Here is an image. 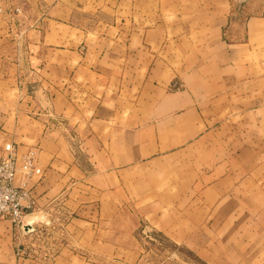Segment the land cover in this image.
<instances>
[{"label": "crops", "instance_id": "1", "mask_svg": "<svg viewBox=\"0 0 264 264\" xmlns=\"http://www.w3.org/2000/svg\"><path fill=\"white\" fill-rule=\"evenodd\" d=\"M122 1L99 31L44 19L39 106L0 79V157L32 150L34 204L74 215L53 264H138L141 222L204 264H264V10L240 29L237 0ZM14 238L0 219V264H33Z\"/></svg>", "mask_w": 264, "mask_h": 264}, {"label": "rangeland", "instance_id": "2", "mask_svg": "<svg viewBox=\"0 0 264 264\" xmlns=\"http://www.w3.org/2000/svg\"><path fill=\"white\" fill-rule=\"evenodd\" d=\"M104 2L107 7L102 6ZM251 2L253 7L248 2L245 5L242 0L235 3L232 21L241 26L240 29L248 16L260 15L264 10V0ZM124 5L122 0H0V79H15L18 96L26 103L31 99L35 106L36 82L39 81L37 71L42 60L35 45H38L40 32L44 30V19L53 18L83 31L94 32L102 27L97 20L128 16L129 10ZM36 106H39V101ZM32 112L34 115L42 113L40 110ZM73 217L64 196L44 205L34 204L23 218V228L14 226L15 255L29 259L33 264H53L60 248L67 242V225ZM135 232L142 247L138 264L205 263L189 248L175 244L143 222ZM105 264L123 263L114 258Z\"/></svg>", "mask_w": 264, "mask_h": 264}, {"label": "built area", "instance_id": "3", "mask_svg": "<svg viewBox=\"0 0 264 264\" xmlns=\"http://www.w3.org/2000/svg\"><path fill=\"white\" fill-rule=\"evenodd\" d=\"M175 87L179 88V85ZM18 173L20 180L15 183ZM34 176L38 182L42 176L34 152L28 150L18 154L13 143H6L0 157V219H9L17 228H23L24 209L34 205L29 185ZM16 251L18 253L19 248Z\"/></svg>", "mask_w": 264, "mask_h": 264}]
</instances>
